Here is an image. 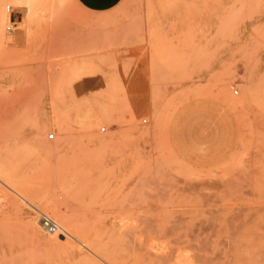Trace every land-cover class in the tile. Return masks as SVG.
I'll use <instances>...</instances> for the list:
<instances>
[{
	"label": "rangeland",
	"instance_id": "1",
	"mask_svg": "<svg viewBox=\"0 0 264 264\" xmlns=\"http://www.w3.org/2000/svg\"><path fill=\"white\" fill-rule=\"evenodd\" d=\"M0 166V264H50L39 212L134 179L209 197L213 263L264 264V0H0Z\"/></svg>",
	"mask_w": 264,
	"mask_h": 264
},
{
	"label": "bare ground",
	"instance_id": "2",
	"mask_svg": "<svg viewBox=\"0 0 264 264\" xmlns=\"http://www.w3.org/2000/svg\"><path fill=\"white\" fill-rule=\"evenodd\" d=\"M123 181L129 186L124 191L71 192L63 213L51 208L59 230L49 232L50 264H226L223 250L212 262L206 229L200 239L201 232L192 228L191 219L203 214L209 197L149 192L140 188L145 185L140 179ZM99 201L103 207L96 210ZM26 222L38 238L35 220Z\"/></svg>",
	"mask_w": 264,
	"mask_h": 264
},
{
	"label": "crops",
	"instance_id": "3",
	"mask_svg": "<svg viewBox=\"0 0 264 264\" xmlns=\"http://www.w3.org/2000/svg\"><path fill=\"white\" fill-rule=\"evenodd\" d=\"M121 0H78L79 4L83 6L84 8L91 10L95 13L102 11V10H107L115 5H117ZM18 13L14 10H12L9 13V17L12 20H15L18 22ZM197 102L195 103H190V104H183L180 106L177 111L174 113V117L172 120V129L176 127L177 124L180 123V120H182L186 114L190 112H193L197 109Z\"/></svg>",
	"mask_w": 264,
	"mask_h": 264
},
{
	"label": "built area",
	"instance_id": "4",
	"mask_svg": "<svg viewBox=\"0 0 264 264\" xmlns=\"http://www.w3.org/2000/svg\"><path fill=\"white\" fill-rule=\"evenodd\" d=\"M7 9H10L9 13L13 10V7L11 4H7ZM17 22L15 20L10 19L9 17V23L6 25V30L8 32H11L14 27H16ZM145 121V119H144ZM105 127L102 126L101 130H104ZM49 139L54 137V133L50 132L47 136ZM39 219L41 222V225L43 228H45L48 232H54L56 230H59V225L45 212L41 211L39 212Z\"/></svg>",
	"mask_w": 264,
	"mask_h": 264
}]
</instances>
